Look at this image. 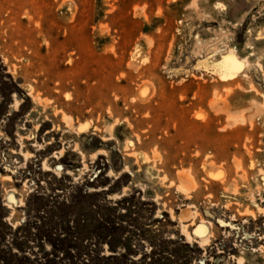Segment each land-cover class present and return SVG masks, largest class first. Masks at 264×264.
<instances>
[{"label": "rangeland", "instance_id": "1", "mask_svg": "<svg viewBox=\"0 0 264 264\" xmlns=\"http://www.w3.org/2000/svg\"><path fill=\"white\" fill-rule=\"evenodd\" d=\"M262 174L264 0H0V264H264Z\"/></svg>", "mask_w": 264, "mask_h": 264}, {"label": "bare ground", "instance_id": "2", "mask_svg": "<svg viewBox=\"0 0 264 264\" xmlns=\"http://www.w3.org/2000/svg\"><path fill=\"white\" fill-rule=\"evenodd\" d=\"M219 62V61H218ZM248 63L246 61V59H238L235 54H234V51H229L226 55H224L221 59V61L215 65H213V67L215 68V71L218 75V78L219 79H222V80H226L228 78H232V77H235L236 75L242 73V69L248 67ZM231 80V79H230ZM142 87V86H141ZM146 88L145 87H142L140 88L139 90H137L138 92V95H137V98H138V101L143 103V101L146 99ZM227 95V94H226ZM182 99V98H181ZM226 105V104H225ZM18 104L16 103L15 104V107H17ZM225 107V106H224ZM228 109V108H227ZM221 110H224V109H221ZM55 112V111H54ZM224 112V116L225 115V111ZM222 112V113H223ZM230 113V112H229ZM227 113V114H229ZM234 112H232V114L230 113V115H227V121L229 122V124L227 125H230V126H234V124L236 123H239V122H243V119L241 117L238 116H235L233 115ZM237 114V113H236ZM239 114V112H238ZM241 116V114H240ZM65 119H69L70 118H65ZM226 119V117H225ZM247 119V118H246ZM68 121V120H67ZM66 121V122H67ZM226 122V121H225ZM70 123V122H69ZM68 123V124H69ZM67 124V125H68ZM71 124V123H70ZM226 125V126H227ZM70 125H68L69 127ZM237 126V124H236ZM109 132V131H108ZM110 133V132H109ZM25 156V155H24ZM29 156V155H27ZM60 158L62 157V153L59 154ZM93 156V155H92ZM155 156V155H154ZM26 157V156H25ZM95 157V156H94ZM93 157V158H94ZM27 158V157H26ZM146 159V158H145ZM146 161V160H145ZM43 165V168L45 170H49L48 167L45 165V164H42ZM85 166V165H84ZM61 170V167L60 166H57L53 169V171L55 173H59ZM186 175V174H185ZM184 175V176H185ZM263 175V174H262ZM183 175H180L178 174V180H179V184L177 186V190L180 191L181 193L185 194V197H186V194L191 190L190 189V186H188V184L191 182L187 177L185 178ZM188 176V175H187ZM264 176V175H263ZM262 176V177H263ZM164 180V179H163ZM192 188V186H191ZM192 191V190H191ZM12 197V195H11ZM10 199V198H9ZM12 199V198H11ZM261 209V208H260ZM188 210V209H187ZM188 212L189 211H186V212H181V214L179 215V221L181 223V234L187 239V240H190L191 237L189 235V233L186 231V224H184L185 221H187L188 219ZM194 214V213H193ZM194 230V235L195 237L197 238V243L200 245V246H203V245H206V243H208V232H207V226L205 224V222L203 220H201L199 222V225L193 229ZM194 240V239H193ZM242 261L241 259L239 260V262ZM241 264V263H240Z\"/></svg>", "mask_w": 264, "mask_h": 264}, {"label": "trees", "instance_id": "3", "mask_svg": "<svg viewBox=\"0 0 264 264\" xmlns=\"http://www.w3.org/2000/svg\"><path fill=\"white\" fill-rule=\"evenodd\" d=\"M0 220H1V222H2V218H0ZM101 235H104V234H102V233H100V234H98V237H100ZM125 252H126V249H125ZM3 264H5V263H3Z\"/></svg>", "mask_w": 264, "mask_h": 264}, {"label": "crops", "instance_id": "4", "mask_svg": "<svg viewBox=\"0 0 264 264\" xmlns=\"http://www.w3.org/2000/svg\"><path fill=\"white\" fill-rule=\"evenodd\" d=\"M146 88V87H145ZM146 90V89H145Z\"/></svg>", "mask_w": 264, "mask_h": 264}]
</instances>
